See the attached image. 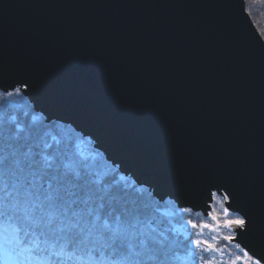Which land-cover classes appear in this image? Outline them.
Returning <instances> with one entry per match:
<instances>
[{
	"label": "water",
	"instance_id": "water-1",
	"mask_svg": "<svg viewBox=\"0 0 264 264\" xmlns=\"http://www.w3.org/2000/svg\"><path fill=\"white\" fill-rule=\"evenodd\" d=\"M0 33L15 73L0 89L30 81L34 112L90 139L159 202L206 216L216 193L230 212L244 208L241 155L258 189L264 41L244 0H0Z\"/></svg>",
	"mask_w": 264,
	"mask_h": 264
},
{
	"label": "snow or ice",
	"instance_id": "snow-or-ice-1",
	"mask_svg": "<svg viewBox=\"0 0 264 264\" xmlns=\"http://www.w3.org/2000/svg\"><path fill=\"white\" fill-rule=\"evenodd\" d=\"M107 43L104 38L103 44ZM3 45L0 33V81L15 75ZM134 52V47H125L123 54ZM167 76L162 66L159 80ZM144 84L159 87L151 77ZM17 85L12 91L0 89V264H185L188 257L181 255L182 244L168 236L171 230L157 217L159 209L102 165L95 149L85 152L79 138L55 132L46 115L42 114L38 124L27 112L13 111L5 101L25 95L31 82L18 79ZM193 107L189 99L186 111ZM234 163L240 172L235 183L245 195V207L237 209L232 218L233 213L224 207L229 201L225 194L219 201L223 221L218 226L231 232L239 229L251 246L253 254L249 255L237 245L243 257L237 256L230 264H261L264 148L258 189L250 161L241 155ZM230 191L235 194L234 189ZM211 218L220 219L216 214ZM199 227L216 230L208 224ZM192 245L201 253L217 251L206 240H193ZM257 255L260 258H254ZM200 261L215 264L203 255Z\"/></svg>",
	"mask_w": 264,
	"mask_h": 264
},
{
	"label": "trees",
	"instance_id": "trees-1",
	"mask_svg": "<svg viewBox=\"0 0 264 264\" xmlns=\"http://www.w3.org/2000/svg\"><path fill=\"white\" fill-rule=\"evenodd\" d=\"M244 2L245 9L253 25L264 41V3H260L258 0H244ZM5 102L13 106V111L19 113L27 112L29 114V118L35 117L38 124L43 119L40 114L33 111L32 105L23 95L8 98ZM51 127L61 136L71 137L74 140L79 138V141L81 142L80 145H85L86 147V149H84L85 152H89L94 149L91 141L87 138H83L70 126L53 121L51 122ZM95 151L98 153L97 159L102 165L110 167L116 173L118 179L121 177L123 178L121 181L122 183L133 186L138 192L143 194V198L146 201L154 203L159 209L157 217L164 220L163 227L171 230L167 233L168 236L171 239L180 241L182 244L181 255L188 257L185 264H201V255H203L206 259L213 260L215 264H230V262L235 260L237 256L243 257V253L237 248V245L234 243L229 244V240L225 239L227 236H234L233 232L218 226L223 221V213L220 210L219 204V201L223 198L218 196L213 197L212 211L210 212L209 217H204L202 214L194 213L189 209L188 211L178 209L177 206L170 200H165L163 202L157 201L147 188L137 185L131 178L121 174L116 166L107 162L100 152L97 150ZM212 214L218 215L220 219L218 221H213L211 218ZM234 217L235 214L233 213L232 218ZM189 221L191 223H189ZM192 224H196L198 227L188 229V227H192ZM201 224H208L216 230L212 231L209 228L201 229L199 227ZM180 230H183V232L185 230L186 234L179 232ZM196 239L206 240L209 243H212L217 251L214 253H201L199 249H196L192 245V241Z\"/></svg>",
	"mask_w": 264,
	"mask_h": 264
},
{
	"label": "rangeland",
	"instance_id": "rangeland-1",
	"mask_svg": "<svg viewBox=\"0 0 264 264\" xmlns=\"http://www.w3.org/2000/svg\"><path fill=\"white\" fill-rule=\"evenodd\" d=\"M83 147H84V149H86L85 145H83ZM223 196H224V194H223ZM226 203H227V202H226ZM226 203L224 204V207H226V206H225ZM209 206H210V209L208 210L206 217H209V214H210V212L212 211V204H209ZM226 208H227V207H226ZM200 213H201V212H200ZM188 229H192V227H188ZM237 231L240 232L239 229H237L235 232H233L234 236L239 235V234H237ZM179 232L186 234V231H185V230H184V232H183V230H180ZM234 236H233V237H234ZM229 244H232V242L229 241ZM249 255H250V254H249Z\"/></svg>",
	"mask_w": 264,
	"mask_h": 264
}]
</instances>
